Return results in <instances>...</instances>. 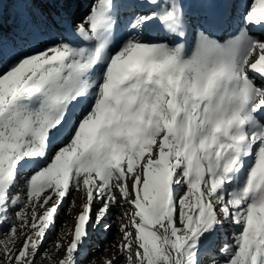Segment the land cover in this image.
<instances>
[{
	"label": "snow or ice",
	"instance_id": "1",
	"mask_svg": "<svg viewBox=\"0 0 264 264\" xmlns=\"http://www.w3.org/2000/svg\"><path fill=\"white\" fill-rule=\"evenodd\" d=\"M76 6L0 0V264H264V0Z\"/></svg>",
	"mask_w": 264,
	"mask_h": 264
},
{
	"label": "rangeland",
	"instance_id": "2",
	"mask_svg": "<svg viewBox=\"0 0 264 264\" xmlns=\"http://www.w3.org/2000/svg\"><path fill=\"white\" fill-rule=\"evenodd\" d=\"M91 2H92V0H84L81 2L80 6L77 7L78 11L74 15V19L77 22H79L80 18L88 10V7H89L88 5H90ZM7 11H10V9L6 10L5 21H6V23H10ZM70 200H71V198H69V200H67L65 202V204L60 209V215L57 216V231H61V223L64 220L67 221V225H66V228L64 230H66L67 228H71L74 224V221L72 219V215H75V212L79 211V207H78V205L80 204L79 194H76L77 208L73 211V213L71 215H66L65 213L68 210V204L70 203ZM119 212H120V210H117V209L113 210L112 215L109 217V223L112 224V227L109 228L107 232H104L102 230L94 232L90 236V238L86 244V248H87L88 252L95 254L96 259H97V264H102V262L105 258H111L113 255H119V253L116 252V250L110 246V245L116 244L120 241L121 234L118 231V226L120 223L126 222L125 220L113 222L115 216L118 215ZM0 231H3V226H0ZM53 235H54L53 233L49 234L48 241L45 243V247H48V244L51 242ZM97 246H99V247H97ZM105 248H107L108 250L104 251ZM52 251L54 252L55 250L53 249ZM60 255H62V254H60ZM56 258L58 259L59 256H57ZM38 264H47V261L41 262V261H39V258H38Z\"/></svg>",
	"mask_w": 264,
	"mask_h": 264
},
{
	"label": "bare ground",
	"instance_id": "3",
	"mask_svg": "<svg viewBox=\"0 0 264 264\" xmlns=\"http://www.w3.org/2000/svg\"><path fill=\"white\" fill-rule=\"evenodd\" d=\"M82 1H84V0H77V6L73 9V11H74L75 14H76L77 11H78L77 7L80 6V4H81ZM88 6H89V5H88Z\"/></svg>",
	"mask_w": 264,
	"mask_h": 264
}]
</instances>
